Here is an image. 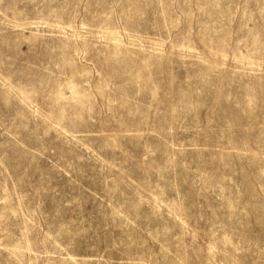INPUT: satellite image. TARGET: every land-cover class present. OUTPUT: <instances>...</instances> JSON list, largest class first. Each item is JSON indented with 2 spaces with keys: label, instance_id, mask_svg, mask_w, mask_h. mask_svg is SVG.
Masks as SVG:
<instances>
[{
  "label": "rangeland",
  "instance_id": "rangeland-1",
  "mask_svg": "<svg viewBox=\"0 0 264 264\" xmlns=\"http://www.w3.org/2000/svg\"><path fill=\"white\" fill-rule=\"evenodd\" d=\"M0 264H264V0H0Z\"/></svg>",
  "mask_w": 264,
  "mask_h": 264
}]
</instances>
